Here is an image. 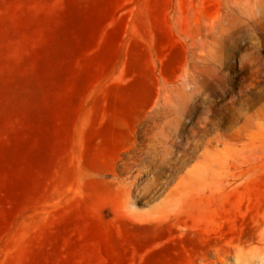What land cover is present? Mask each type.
<instances>
[{
	"label": "rangeland",
	"instance_id": "rangeland-1",
	"mask_svg": "<svg viewBox=\"0 0 264 264\" xmlns=\"http://www.w3.org/2000/svg\"><path fill=\"white\" fill-rule=\"evenodd\" d=\"M0 264H264V0H0Z\"/></svg>",
	"mask_w": 264,
	"mask_h": 264
}]
</instances>
